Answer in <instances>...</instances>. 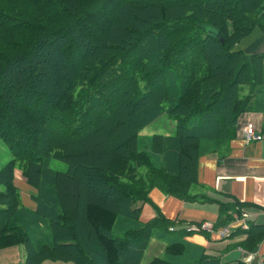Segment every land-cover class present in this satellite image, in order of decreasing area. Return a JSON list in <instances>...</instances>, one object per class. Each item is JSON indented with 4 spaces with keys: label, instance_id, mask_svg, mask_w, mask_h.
I'll return each instance as SVG.
<instances>
[{
    "label": "trees",
    "instance_id": "1",
    "mask_svg": "<svg viewBox=\"0 0 264 264\" xmlns=\"http://www.w3.org/2000/svg\"><path fill=\"white\" fill-rule=\"evenodd\" d=\"M255 29L264 0H0V249L23 246L24 264H141L152 232L172 224L139 221L148 192L211 200L191 191L199 158L222 153L241 113L262 106L264 51L239 47ZM163 113L172 133L139 135ZM242 205L219 203L214 226ZM243 232L252 250L264 224Z\"/></svg>",
    "mask_w": 264,
    "mask_h": 264
},
{
    "label": "crops",
    "instance_id": "2",
    "mask_svg": "<svg viewBox=\"0 0 264 264\" xmlns=\"http://www.w3.org/2000/svg\"><path fill=\"white\" fill-rule=\"evenodd\" d=\"M239 47L246 53L264 51V33L255 29ZM261 97V108L241 113L238 120L241 125L245 121H252L263 138L244 143L238 134L222 153L206 154L198 160L199 184L193 186V192L203 193L211 200L184 201L152 188L148 193L150 201L141 205L140 222L145 223L160 213L169 222L210 221L215 225L219 203L237 200L243 204L240 212L243 210L249 215L248 226L264 224V81ZM1 154L3 155L2 151ZM7 159V156L2 157L0 167L2 161ZM13 175L17 186L23 183L19 180L22 177L20 170L14 169ZM22 202L30 209L35 208L31 200L22 198ZM232 218V232L224 239L208 233H186L181 229L174 234L167 229H155L144 250L141 264H146L153 257H173L177 264H264V238L252 250L244 249L241 244L246 235L239 224L234 222V214ZM177 239L184 243L183 253L170 256L165 252V247ZM7 248L9 247L0 250V264H24L23 246H18L23 256L16 253L17 248L5 250ZM7 254L11 258H7Z\"/></svg>",
    "mask_w": 264,
    "mask_h": 264
},
{
    "label": "rangeland",
    "instance_id": "3",
    "mask_svg": "<svg viewBox=\"0 0 264 264\" xmlns=\"http://www.w3.org/2000/svg\"><path fill=\"white\" fill-rule=\"evenodd\" d=\"M174 123H175V121H174V118L172 116H169V115L163 113L160 116H158L155 120H153L150 124H148L146 127H144L139 132V135L140 136H144V137H148L152 133H159V132L162 133V134L172 133L173 132ZM140 140H139V142H137V143H139V147H141L142 143H143V142H140ZM145 140H146V138H145ZM1 151L3 152V155L1 154ZM4 155L7 156L8 159L2 161L3 162L2 165L4 163H6L7 161H9L10 153H9V149L7 148V146L0 140V160L2 159V157H5ZM47 164L49 165L50 169H53V170L64 171V170L67 169V164L65 162H63L61 160H57V159L52 158V157H49L47 159ZM141 172L144 173L145 172V168H142ZM19 180L24 181V179H22V177H20ZM191 191L192 192L194 191L193 187H192ZM28 194L29 193L26 192V193L23 194V197H22L26 201H28V200L30 201L29 197L27 196ZM148 201H150L149 197H148ZM182 225H183L182 222H178V221L175 220V221L172 222V224H170L167 227V230H168L169 233L174 234L176 231H171L169 229V227H173L175 230L179 231V229H182L181 228ZM119 227H120V224L117 226V228L115 227V229H114V233L115 234H118ZM40 229L43 232V227L40 228ZM44 235L47 236L48 239H51L50 236H49V230L47 228L44 230ZM18 246H21V245H14V246H11V247H9V248H7L5 250H11L12 248H17L16 249V253H18L19 255L23 256V252L20 254L21 250L18 249ZM0 252H2V251H0ZM6 257L7 258H11V255L7 254ZM20 258L21 257H19V259ZM41 264H71V263L70 262H62V261L44 260Z\"/></svg>",
    "mask_w": 264,
    "mask_h": 264
},
{
    "label": "built area",
    "instance_id": "4",
    "mask_svg": "<svg viewBox=\"0 0 264 264\" xmlns=\"http://www.w3.org/2000/svg\"><path fill=\"white\" fill-rule=\"evenodd\" d=\"M240 138L243 139L244 143H249L261 140L263 136L260 131L256 130L255 124H253L252 121L248 120L245 121L241 126ZM248 216L249 215H247V213L241 210L238 216L236 214L234 215V222L238 223L242 229H246L248 228ZM182 224L183 225L181 226V230L186 233H208L216 235L218 239H224L228 237L231 234V228L234 225V223H228L223 226L215 227L214 224L210 221L187 222ZM169 229L171 231H176L173 227H169Z\"/></svg>",
    "mask_w": 264,
    "mask_h": 264
}]
</instances>
